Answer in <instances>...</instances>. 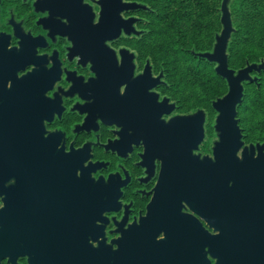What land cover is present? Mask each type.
<instances>
[{"label": "flooded vegetation", "instance_id": "1", "mask_svg": "<svg viewBox=\"0 0 264 264\" xmlns=\"http://www.w3.org/2000/svg\"><path fill=\"white\" fill-rule=\"evenodd\" d=\"M157 3L0 0V222L120 239L135 264H264V93L236 108V160L216 157L225 94L207 106L149 43ZM164 164L182 171L181 201ZM223 172L245 173V213L217 197ZM132 225L167 236H121Z\"/></svg>", "mask_w": 264, "mask_h": 264}, {"label": "water", "instance_id": "2", "mask_svg": "<svg viewBox=\"0 0 264 264\" xmlns=\"http://www.w3.org/2000/svg\"><path fill=\"white\" fill-rule=\"evenodd\" d=\"M229 2L230 0L221 1V31L215 36L212 51L196 53L195 56L206 60L208 63L215 64V74L226 82V94L212 103V107L218 112L215 128L219 133V141L215 143L214 155L232 159L233 163V160H236L235 151L240 146L241 136L235 117L236 108L240 105L243 97V84L257 82L258 78L252 77L251 74H259L264 69V62L246 64L244 68L237 71L229 68L226 51L233 32L228 8ZM142 8L144 7L142 6ZM227 149H231L232 153L228 154ZM163 167L164 170L161 173L163 186H166L167 182L171 183L173 181L174 194L180 197V201L183 200V183L185 180L182 178V171L175 170L172 179L165 164ZM233 176L230 179V172H223L222 178L216 180L218 181L217 189L219 190L217 197L223 206L230 205L239 212L245 213L251 205L247 177L245 173L240 172L233 174ZM212 181L207 179L208 184ZM229 181H232L231 185ZM258 197L262 201L264 200L263 195H258ZM4 214L2 213V215ZM7 224L8 222H0V264L3 261L6 264H20L18 262L20 258H26V264H135V259L130 258V251L123 252L121 249L122 241L120 239L112 241L116 245L115 249L111 245H105L102 242H98V246L93 248L68 228H55L56 233L46 238L41 230L39 233L37 230L35 234H32L31 230L26 227H10ZM118 232H120L119 229L115 231V233ZM161 232L164 236H167L166 228H163V231L157 229L152 232V228L148 225L143 229L132 225L128 227L125 234L121 232V236L132 239L136 237H155ZM136 244L134 241L126 242L127 246Z\"/></svg>", "mask_w": 264, "mask_h": 264}, {"label": "trees", "instance_id": "3", "mask_svg": "<svg viewBox=\"0 0 264 264\" xmlns=\"http://www.w3.org/2000/svg\"><path fill=\"white\" fill-rule=\"evenodd\" d=\"M222 1V0H221ZM221 4V2H220ZM237 18L240 25L237 31L231 35L227 45L228 66L232 70L244 68L246 64L259 63L264 60V0H237ZM231 0L228 8L231 16ZM218 16L211 22V12L207 0H158L157 18L151 21L148 28L155 31L150 36L149 43L161 46L159 55L168 54L171 57L163 56V60H176L178 57L185 63L180 69V75L186 76L190 84L196 87V91H203L206 101L223 96L227 91L226 82L217 77L210 65L202 59L198 61L190 52L205 53V35L210 42L215 41V36L221 31L220 6L216 10ZM233 23V21H232ZM214 33V34H213ZM160 57V56H159ZM175 59V60H174ZM256 83H244L243 105L241 108H248L251 100L258 98L250 97L251 94L264 93V70ZM250 94V95H249ZM259 102L263 98L258 99ZM208 103V102H207ZM208 106V105H207ZM1 264H6L2 262Z\"/></svg>", "mask_w": 264, "mask_h": 264}, {"label": "rangeland", "instance_id": "4", "mask_svg": "<svg viewBox=\"0 0 264 264\" xmlns=\"http://www.w3.org/2000/svg\"><path fill=\"white\" fill-rule=\"evenodd\" d=\"M208 1V4H209V9H210V12H211V22H214L215 21V19L214 18H216L217 16H218V13H216V10H218L219 11V6H220V2H221V0H207ZM237 0H231V5H232V7L231 8H233L232 9V13H233V16H232V21H233V23H232V28H233V32H232V34H234L236 31H237V27H238V25H240V22H239V20H238V18H237V6L236 5H234V7H233V4L236 2ZM219 17H220V13H219ZM214 20V21H213ZM218 32H220V31H218ZM214 34V33H213ZM231 34V35H232ZM206 36L207 35H205V45H204V47H205V49H207L208 51L207 52H211L212 51V49H213V46H214V43H215V41L213 42V43H211L210 42V38L208 37V39H206ZM230 38H231V36H230ZM229 41H230V39H229ZM228 54V53H227ZM175 60V59H174ZM176 60H178V61H173V59H172V61H173V63H174V69L175 70H179L180 71V69H181V67L183 66V65H185V63L184 62H182L183 61V59H181V57H178ZM261 62H264V60H260V62L259 63H255V64H260ZM215 66V65H214ZM213 65H210V67H211V69H213V67H214ZM236 71V70H235ZM178 74H180V72L178 73ZM261 74H262V72H260L259 74H255V73H253L252 74V76H255V77H257V78H260L261 77ZM246 84V83H245ZM193 86L194 85H192V84H188V87H189V90H190V93L192 94V92H194L193 90ZM196 88V87H195ZM226 94V93H225ZM206 100V99H205ZM210 100H208V101H206V103L207 102H209ZM207 105H208V103H207ZM207 107V106H206Z\"/></svg>", "mask_w": 264, "mask_h": 264}]
</instances>
